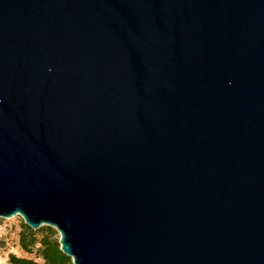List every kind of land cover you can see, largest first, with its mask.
Segmentation results:
<instances>
[{
	"label": "water",
	"instance_id": "obj_1",
	"mask_svg": "<svg viewBox=\"0 0 264 264\" xmlns=\"http://www.w3.org/2000/svg\"><path fill=\"white\" fill-rule=\"evenodd\" d=\"M72 264H264V0H0V218Z\"/></svg>",
	"mask_w": 264,
	"mask_h": 264
},
{
	"label": "trees",
	"instance_id": "obj_2",
	"mask_svg": "<svg viewBox=\"0 0 264 264\" xmlns=\"http://www.w3.org/2000/svg\"><path fill=\"white\" fill-rule=\"evenodd\" d=\"M19 247L27 255L35 254L40 262L10 254L8 264H72L71 259L60 251L57 232L48 226L32 230L22 224Z\"/></svg>",
	"mask_w": 264,
	"mask_h": 264
},
{
	"label": "rangeland",
	"instance_id": "obj_3",
	"mask_svg": "<svg viewBox=\"0 0 264 264\" xmlns=\"http://www.w3.org/2000/svg\"><path fill=\"white\" fill-rule=\"evenodd\" d=\"M22 224L24 221L20 216H14L10 219L0 218V264H8L10 254L40 262L35 254L27 255L20 250L19 233ZM57 236L60 238L58 233Z\"/></svg>",
	"mask_w": 264,
	"mask_h": 264
}]
</instances>
